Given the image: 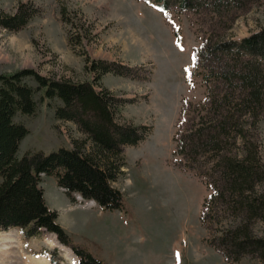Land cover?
Segmentation results:
<instances>
[{
  "label": "rangeland",
  "instance_id": "rangeland-1",
  "mask_svg": "<svg viewBox=\"0 0 264 264\" xmlns=\"http://www.w3.org/2000/svg\"><path fill=\"white\" fill-rule=\"evenodd\" d=\"M153 2L0 0L5 14H14L20 4L38 11L20 30L0 28V74L32 69L55 80L91 81L93 75L85 69L88 57L139 68L141 78L148 75L147 80H136L106 74L95 84L98 91L106 89L124 100L117 115L121 124L150 128L144 141L124 148V175L112 184L122 193V210L78 208L62 212L61 224L57 223L72 244L102 264H173L174 255L177 264H264L250 256L237 263L227 261L209 245L211 235L218 236L231 217L217 206L211 213L213 222H200L203 201L210 193L205 178L173 155L183 105L202 103L206 97L194 68V50L209 34L240 40L263 28L264 0L235 13L227 30L207 11L176 5L162 10ZM63 11L68 24L61 20ZM42 96V90L35 94L33 115L14 118L29 131L20 143L19 157L27 151L48 154L68 149L72 139L85 138L73 123L55 119L59 101ZM258 127L264 163V114ZM252 232L264 237L263 225H253ZM42 251L56 252V264H78L52 234L25 239L16 229L0 231V264H50L47 256L41 257Z\"/></svg>",
  "mask_w": 264,
  "mask_h": 264
},
{
  "label": "trees",
  "instance_id": "trees-1",
  "mask_svg": "<svg viewBox=\"0 0 264 264\" xmlns=\"http://www.w3.org/2000/svg\"><path fill=\"white\" fill-rule=\"evenodd\" d=\"M153 1L162 10L176 5L181 10L207 11L227 30L235 13L260 0ZM37 13L27 4H20L11 15L0 11V28L20 30ZM61 20L69 23L64 11ZM193 58L206 97L202 103L183 105L173 155L205 178L210 193L203 201L200 222H213L211 213L217 206L231 217L218 236L211 235L209 245L233 263L246 256L264 263V237L252 232L255 224L264 227V163L258 127L264 114V27L240 40L209 34ZM85 69L93 75L91 81L55 80L32 69L0 74V231L19 229L25 239L53 234L79 264H102L72 244L57 223V212L46 206L41 176L54 177L71 202L79 194L102 211H121L123 196L112 184L124 175V148L144 141L150 128L121 124L117 115L124 100L106 89L98 91L95 84L106 74L136 80H147L148 75L141 78L139 68L88 57ZM40 90L44 99L59 101L55 119L73 123L85 138L72 139L68 149L48 154L27 151L18 157L29 131L14 118L35 113V94ZM55 253H47L51 264H56Z\"/></svg>",
  "mask_w": 264,
  "mask_h": 264
},
{
  "label": "crops",
  "instance_id": "crops-1",
  "mask_svg": "<svg viewBox=\"0 0 264 264\" xmlns=\"http://www.w3.org/2000/svg\"><path fill=\"white\" fill-rule=\"evenodd\" d=\"M18 155V152H17ZM19 156V155H18ZM52 177H42L41 187L43 189V196L45 203L50 210H54L58 214L57 221H59L62 212H72L78 208H74L70 200L63 193L62 189L56 185V181L49 180ZM98 211H100L98 209Z\"/></svg>",
  "mask_w": 264,
  "mask_h": 264
},
{
  "label": "bare ground",
  "instance_id": "bare-ground-1",
  "mask_svg": "<svg viewBox=\"0 0 264 264\" xmlns=\"http://www.w3.org/2000/svg\"><path fill=\"white\" fill-rule=\"evenodd\" d=\"M5 249H7V248H5ZM68 256H69V255H68ZM35 263H36V262H35ZM174 263L177 264V263H176V257H175V255H174V257H173V264H174ZM36 264H41V263H36ZM46 264H48V263H46ZM171 264H172V262H171Z\"/></svg>",
  "mask_w": 264,
  "mask_h": 264
}]
</instances>
